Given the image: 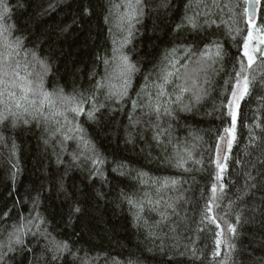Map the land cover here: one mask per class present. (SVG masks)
I'll return each mask as SVG.
<instances>
[{
    "label": "trees",
    "instance_id": "16d2710c",
    "mask_svg": "<svg viewBox=\"0 0 264 264\" xmlns=\"http://www.w3.org/2000/svg\"><path fill=\"white\" fill-rule=\"evenodd\" d=\"M123 3L3 0L8 13L0 26L8 28L5 36L10 42H22L15 58L22 65L20 74H26V64L35 78L42 71L37 61L43 62L48 69L44 76L48 91L92 93L97 81L113 73L118 63L113 62L114 56L126 55L135 71L127 97L117 102L107 97V89H101L96 104L103 107L96 120L86 114L75 117L106 160L103 175L93 174L83 157L74 163L73 154H79L77 141L62 146V137L51 138L43 123L21 122L16 127L11 121L0 123V242L7 243L8 233L21 216H39L41 229L70 246L69 252L52 261L43 236L30 234L25 244L31 251L8 253L0 264H264V56L260 54L249 70L255 77L249 94L240 101L236 139L231 150L224 151L227 161L221 160L226 171L219 181L224 184L223 192H218L219 207L213 208L216 223L202 222L216 180L218 139L232 122L224 105L247 33V0H216L219 7L214 0H198V6L197 0H142L143 13L131 22L130 36L128 24L118 26L124 8L117 6ZM256 9L255 24L264 32V0ZM197 11L201 27L194 31L185 18ZM223 21L232 25V34ZM213 43L220 45L222 57L215 63L209 61L206 72L194 75L196 87L189 81L192 90L184 94L183 105L172 104V116L159 121L154 114L148 115V105L157 102L156 83L168 63L166 57L171 58L168 54L179 49L175 58L180 61L177 68L182 78L166 89L174 100L175 85L184 82L183 65L188 64L187 71L194 73L199 51ZM2 44L0 37V51H5ZM189 47L194 54L185 58ZM114 48L119 51L114 53ZM198 89L199 100L194 95ZM133 100L138 101L135 112ZM67 116L73 119L72 113ZM157 126L164 130L160 144L154 139ZM181 149L191 152L185 164L188 171L174 166L172 158ZM140 173L148 183H141ZM162 179L178 183L157 192L151 181ZM149 197L161 200L158 209L147 203ZM128 198L144 202L140 220L135 218L138 208ZM165 201L175 211L167 209ZM165 211L168 218L162 221L160 213ZM229 225L234 232L228 231ZM217 232L227 241L221 244L219 256L214 255Z\"/></svg>",
    "mask_w": 264,
    "mask_h": 264
},
{
    "label": "snow or ice",
    "instance_id": "6c2138e0",
    "mask_svg": "<svg viewBox=\"0 0 264 264\" xmlns=\"http://www.w3.org/2000/svg\"><path fill=\"white\" fill-rule=\"evenodd\" d=\"M249 7H246L244 10L245 16L247 17L246 23L248 24L247 35L243 37L242 50L238 56L239 60V69L234 68V82L230 84V98L227 100V103L224 105L228 109V115L231 117L232 125L231 127H225L224 133L227 134L229 139L227 140L228 149L231 150L232 144L236 139V124H237V114L238 109L240 108V101L243 100L250 91L252 81L255 77L250 75L249 70L252 69L253 65L256 63L257 56L256 53L259 52L261 56H264V48L259 47L264 45V32L259 31L258 29L254 30L253 20L256 14L255 4H260L261 0H247ZM214 4L219 7V4L214 0ZM198 6V0H197ZM124 11L119 13L118 16V26L121 28L124 24L129 26V36L131 35V22L136 20L143 13L142 0H124L122 5ZM228 7L231 12L230 5H224ZM0 20L3 19L4 15L8 13V8L3 4V0H0ZM87 8L85 12L87 13ZM201 15V12L197 11L192 16H186L187 25L190 26L194 31L201 27L198 17ZM203 15L207 16L208 12L205 11ZM230 34L233 32L231 24H228L227 21H223ZM207 23V21H205ZM215 23V21H212ZM180 26H178L179 28ZM8 31V28L0 26V37H3L2 47L5 51H0V123H7L11 121L12 127H16L18 123H23L24 125H29L32 122L37 124L43 123L45 130L51 131V138L55 139L57 136L62 137L61 144L63 146L64 142L75 140L77 141V147L79 148V154H73V162L78 163L83 157L91 165V171L93 174L103 175V165L106 163L105 158L97 151L93 142L87 137L84 128L76 122L75 117L86 114L89 120H96V113L99 111L103 105L96 104V93L101 89H107V97L109 99L115 98L117 102L124 99L128 96L129 89L132 82V74L135 71V66L129 62V59L126 55L114 56L113 62L115 63V68L113 73H108L100 81H97L95 90L90 94L79 93L66 95L62 89L48 91L44 86V76L47 74V66L41 62L39 63L41 72L35 74L33 77V72L27 71V65H23V68L26 72L25 75L20 74V69L22 67L21 62L15 58L20 55V50L22 48V42L16 40L15 42H10L5 36V32ZM241 29L238 27L235 29V33L239 34ZM235 39V35H233ZM256 42L255 44L253 42ZM115 43V41H114ZM124 43H127V38H125ZM123 45H121L122 47ZM214 49V50H213ZM179 49H173L169 53V57H166L168 63L161 70L162 74L158 78L160 82L156 83V100L155 104H149L148 107L151 109L148 115H155L157 121L161 119L162 116H172L173 109L171 108L172 104L183 105V98L186 92L191 91L188 83L191 81L193 87H196V79L194 75H198L200 72H206L208 62L211 61L215 63L216 59L222 57V51L220 45L213 43L212 45H206L204 49L200 50L198 53V58L195 63L198 67L194 70V73H189L187 71L188 64H184L185 73L183 74V83H177L175 85L176 91L174 93L175 99L172 100L171 96L173 93H168L166 91L167 86L174 83V81L180 80L181 74L177 68V64L180 63L178 59L175 58V53ZM114 53L118 52L119 49L114 48ZM193 49L191 47L185 49V58H190L193 55ZM33 59H36L35 53H33ZM247 61L245 65L244 61ZM15 61V63H13ZM106 68L109 66V61H104ZM118 80L119 84L114 81ZM229 82L226 81V85ZM18 90V91H17ZM200 90L198 89L194 95L196 99H200ZM139 95V94H138ZM151 100V95L149 96ZM86 105H91L89 108H85ZM138 107V101H132L133 112L136 111ZM67 113L73 114V119L69 120ZM62 118V119H61ZM129 119L132 120V115H129ZM135 123H139L136 121ZM51 126V127H50ZM66 126L67 130L65 131ZM164 130L159 129L157 126L156 134L154 139L160 144L161 134ZM225 137L221 136L220 140H224ZM48 141H45L47 143ZM171 141H169L170 143ZM14 147V146H13ZM218 155L217 159L214 161L217 168L216 180L220 181L223 178V173L226 171V164L221 162V157L219 156V144L217 145ZM85 152L88 155L85 156ZM183 152L184 154H181ZM14 154V153H13ZM191 158V152L187 149H181L176 152L174 159V166L177 168H183L185 171L189 169L185 168V164L188 162V159ZM172 159L169 162H172ZM223 161H227L228 156L224 155L222 157ZM196 163H201V161H195ZM15 167V165H14ZM124 167V165H120ZM116 171V169H113ZM18 171V169H17ZM16 173L13 172V180H15ZM141 183H148L144 179L145 174L140 173ZM178 182L174 179H162V180H152L151 184L157 185V192H160L163 189L169 187H175ZM224 190V184L220 183L212 185V197L206 202L204 212L202 214L203 220H209L212 223H216V218L213 216V208L219 207L217 201L220 197L217 195L218 192L222 193ZM147 195V193H146ZM128 202L133 207L138 208L136 214V219L140 220V214L144 211V202L139 203L133 201L131 198H128ZM149 205L153 206V210L158 209L161 205V200L157 199L153 201L150 197L147 200ZM167 209H174V205L169 202H163ZM79 211V208L76 209ZM7 215V213H5ZM161 220H167V212H161ZM38 220L39 223H34ZM43 223L41 217L37 216L34 218H26L21 216L19 224L13 225L12 231L8 233L7 243L0 242V261H3L4 257L8 253H15L17 251L23 252L27 248L25 244V237L28 235H37L40 234L45 240V250L46 252L51 253V260L55 261L60 258L62 254L70 251V246L67 241L59 240L46 229H41L40 225ZM147 223V222H145ZM159 223V222H158ZM216 227L219 228L220 225L216 224ZM35 228L36 231L33 232L32 229ZM228 231L234 232V228L229 225ZM217 239L216 251L214 252L215 256L220 255V247L222 243H227V241H222L220 239L221 233H216ZM231 247V245H229ZM6 249V251H5ZM84 264H88L87 261ZM131 264V262H129Z\"/></svg>",
    "mask_w": 264,
    "mask_h": 264
},
{
    "label": "rangeland",
    "instance_id": "374dc122",
    "mask_svg": "<svg viewBox=\"0 0 264 264\" xmlns=\"http://www.w3.org/2000/svg\"><path fill=\"white\" fill-rule=\"evenodd\" d=\"M253 28H254V30H256V29H258V27H257V25L255 24V20H253ZM259 30V29H258ZM260 31V30H259ZM246 35H247V33H246ZM245 35V36H246ZM254 44L256 43L255 41L253 42ZM259 47H261V48H264V45H260ZM260 53L259 52H257L256 53V56H258ZM231 125H232V122H231V124H230V126H228V127H231ZM222 136H224L225 137V139L224 140H220V138L218 139L219 140V156L221 157V160H222V157H223V154H224V151H228L227 149H228V145H227V140L229 139V137L227 136V134H225V133H223L222 134ZM218 151V150H217ZM218 153V152H217ZM218 155V154H217ZM222 162V161H221ZM218 171V170H217ZM215 184H217V186H219V184H220V182L219 181H217V180H215V182H214ZM217 195H218V193H217Z\"/></svg>",
    "mask_w": 264,
    "mask_h": 264
},
{
    "label": "water",
    "instance_id": "95a60500",
    "mask_svg": "<svg viewBox=\"0 0 264 264\" xmlns=\"http://www.w3.org/2000/svg\"><path fill=\"white\" fill-rule=\"evenodd\" d=\"M256 5H257V4L254 5L255 9H256ZM249 6H250V5H249L248 2H247V7H249ZM256 11H257V9H256Z\"/></svg>",
    "mask_w": 264,
    "mask_h": 264
}]
</instances>
